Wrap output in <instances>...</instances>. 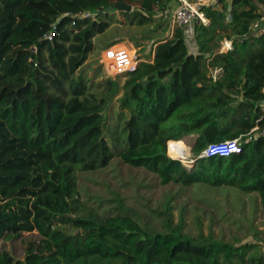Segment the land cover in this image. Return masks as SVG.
Returning <instances> with one entry per match:
<instances>
[{
	"label": "trees",
	"instance_id": "obj_1",
	"mask_svg": "<svg viewBox=\"0 0 264 264\" xmlns=\"http://www.w3.org/2000/svg\"><path fill=\"white\" fill-rule=\"evenodd\" d=\"M119 1L130 4L0 0V240L38 235L23 259L0 248V264H264L260 242L186 232L183 217L173 221L170 200L145 221L121 200L101 210L79 198L77 172L116 158L163 185L253 195L264 215V32L253 28L264 0L206 7L209 23L195 25L190 41L174 27L154 43L152 62L124 73L122 85L111 77L94 82L81 68L93 38L120 23L115 12L142 26L177 6L135 0L123 11ZM115 97L119 109L106 130L104 111ZM190 134L197 137L188 167L173 157L188 151L180 140ZM226 139H237L240 152L199 157Z\"/></svg>",
	"mask_w": 264,
	"mask_h": 264
},
{
	"label": "rangeland",
	"instance_id": "obj_2",
	"mask_svg": "<svg viewBox=\"0 0 264 264\" xmlns=\"http://www.w3.org/2000/svg\"><path fill=\"white\" fill-rule=\"evenodd\" d=\"M129 1L134 7L138 6L135 0ZM115 14L120 23L110 24L104 32L93 38L92 51L81 68L94 82L108 77L105 67L97 63L104 48L125 44L135 49L138 58L151 61L154 43L170 37L174 29L172 10L157 14L153 24L142 26L131 25L122 14ZM136 43L139 46L134 48L133 44ZM111 78H117L120 85L125 80L124 73ZM120 95L121 91L117 96ZM116 98L104 111L106 130L115 123V115L119 109ZM196 137L197 134H190L180 140L188 147L186 159H181L180 156V159L173 156L171 158L191 166V146ZM77 190L81 200L100 207L101 210H115L121 200L124 206L131 208L130 213L145 221L153 219V210H162L170 200L173 221L177 222L183 217L186 232H212L217 238L228 242L237 239L242 242H260L264 251V215L258 211V201H255V196L239 193L233 188L193 184L183 187L174 183L163 185L155 174L143 168L131 167L114 158L105 168L77 172ZM33 239H38L35 232H24L18 238L0 240V248L7 250L15 258L23 259L26 255V243Z\"/></svg>",
	"mask_w": 264,
	"mask_h": 264
},
{
	"label": "built area",
	"instance_id": "obj_3",
	"mask_svg": "<svg viewBox=\"0 0 264 264\" xmlns=\"http://www.w3.org/2000/svg\"><path fill=\"white\" fill-rule=\"evenodd\" d=\"M177 6L172 10L173 26L181 28L187 41L193 37L195 25H207L208 18L205 15L204 8L218 6L221 0H176ZM261 18L253 25L255 30L261 31L264 25V5L259 7ZM93 15L91 13H81L79 17ZM55 26L51 28L45 35L47 40H52ZM231 42L225 41L224 48L230 49ZM133 48L125 44L112 45L104 48L100 53L99 62L105 67L108 77L126 73L135 70L138 63L141 61L136 56L135 49L133 53L130 50ZM32 52H36V47H31ZM151 62V61H150ZM216 78L215 74L212 75ZM264 91V88H263ZM264 112V100L261 105ZM241 145L237 139H226L217 143H210L199 155V157H211L215 155L229 156L233 153H239ZM193 161V160H192Z\"/></svg>",
	"mask_w": 264,
	"mask_h": 264
},
{
	"label": "water",
	"instance_id": "obj_4",
	"mask_svg": "<svg viewBox=\"0 0 264 264\" xmlns=\"http://www.w3.org/2000/svg\"><path fill=\"white\" fill-rule=\"evenodd\" d=\"M115 7L119 10L123 11H131L132 10V5L124 2V1H119L115 3ZM263 31H264V26H263ZM97 63H100L99 61Z\"/></svg>",
	"mask_w": 264,
	"mask_h": 264
},
{
	"label": "bare ground",
	"instance_id": "obj_5",
	"mask_svg": "<svg viewBox=\"0 0 264 264\" xmlns=\"http://www.w3.org/2000/svg\"><path fill=\"white\" fill-rule=\"evenodd\" d=\"M188 154H189L188 151L183 150V151H181V152L179 153V156L181 157V159H186L187 156H188ZM168 155H169V154H168ZM169 157H171V156L169 155ZM184 161H185V160H184Z\"/></svg>",
	"mask_w": 264,
	"mask_h": 264
},
{
	"label": "crops",
	"instance_id": "obj_6",
	"mask_svg": "<svg viewBox=\"0 0 264 264\" xmlns=\"http://www.w3.org/2000/svg\"><path fill=\"white\" fill-rule=\"evenodd\" d=\"M262 26H264V25H262ZM261 31L264 32V31H263V28H262ZM261 31L258 30V32H261ZM171 35H172V34H171ZM170 37H171V36H170ZM167 38H169V37H167ZM222 48H223V50H226V49L224 48V44L222 45ZM152 58H153V54H152ZM141 61H146V60L141 58ZM151 62H152V60H151ZM258 205H259V204H258Z\"/></svg>",
	"mask_w": 264,
	"mask_h": 264
}]
</instances>
